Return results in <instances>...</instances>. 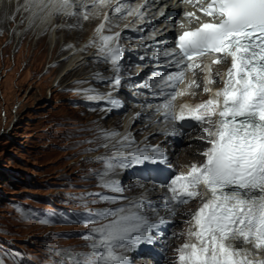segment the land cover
<instances>
[{
  "label": "snow or ice",
  "instance_id": "obj_1",
  "mask_svg": "<svg viewBox=\"0 0 264 264\" xmlns=\"http://www.w3.org/2000/svg\"><path fill=\"white\" fill-rule=\"evenodd\" d=\"M157 2L163 3V0H145L133 9L125 0L115 3L112 0H39L36 7L46 13L45 18L68 15L82 16L85 20L88 16L80 10L97 5L109 7L118 15L127 11L139 21V26L131 30L143 32L145 24L166 19L169 14V9L165 8L159 17L152 13L146 15L148 4ZM183 2H195L208 21L200 22L193 12L185 13L199 26L175 35L170 48L157 36L173 30L165 28L141 36L137 48L155 46V50L151 57H138L141 62L150 60L153 67L152 74L138 85L131 82V77L122 75L126 51L120 43L122 32L111 31L109 15L105 14L95 30L97 35L86 47H95L94 59L110 66L111 76L97 74L94 79L97 83H107L111 90L101 93L89 87L77 91L101 111L111 113L123 108V102L114 93L127 82L129 90L135 86L159 100L150 107L160 120L180 122L181 127L185 122H192L193 127L206 124L199 138L209 145L201 153L203 162L193 164L187 172L176 173L160 145L141 147L130 132L101 130L98 139L114 140L115 143L98 145L113 149L111 155L99 158L103 165L97 172L100 187L123 193L120 181L107 177L117 169H136L162 179L166 189L163 207L171 215H175L174 207L196 199L201 201L194 212L186 213L191 217L186 222L190 239L176 249L174 264H264V260H254L245 251L248 245L264 250V0ZM129 27L125 25V28ZM106 31L110 34H105ZM208 55L215 57L211 64L229 63L222 77L218 72L213 74L210 65H203L200 58ZM205 70L208 73L205 93L211 91L207 85L215 82L213 75L222 79L223 87L213 97L194 106L183 105L175 111L176 97L186 94V91L178 90L186 74L191 72L195 76L197 71ZM199 86L193 79L186 89ZM161 134L172 136L175 131L165 130ZM125 199L122 195L100 194L98 201H92L117 206L96 210L94 218L89 214L86 220L89 231L83 237L89 242V252L77 253L72 248L55 250L58 259L54 264H132L131 258L123 253L143 251L152 255L158 243L157 233L168 221L166 217L150 219L144 211L143 198L121 203ZM146 206L158 216L157 206L151 202ZM25 215L21 211V216ZM6 255L11 254L0 253V264H6Z\"/></svg>",
  "mask_w": 264,
  "mask_h": 264
},
{
  "label": "rangeland",
  "instance_id": "obj_2",
  "mask_svg": "<svg viewBox=\"0 0 264 264\" xmlns=\"http://www.w3.org/2000/svg\"><path fill=\"white\" fill-rule=\"evenodd\" d=\"M42 16V13L30 16L29 9L20 13L10 7L0 15V253L11 254L5 256L6 264H54L58 259L54 251L59 249L89 252V242L83 238L89 231L90 226L86 225L89 214L94 218L96 210L117 206L92 201H98L100 194L122 195L127 199L121 203H128L130 196L143 191V187L135 188L137 183L127 182V171L117 169L107 177L120 181L123 193L117 194L100 187L97 175L103 168L99 158L113 151L98 147L110 142L98 139V135L112 121L114 131L122 130L121 123L133 108L131 103H137L131 95L134 89L124 85L117 94L124 108L111 113L86 100L77 89L95 87L101 92L106 83L95 81L92 86L78 83L86 79L73 80L77 77L73 71L61 74L67 60L57 62L72 41L83 38L85 20L82 16L59 15L53 19L50 16L41 27L37 24ZM29 17L31 20L26 22ZM17 24L16 34L13 29ZM125 53L128 57L122 62L123 75L140 64L139 59L136 63L132 58L133 54ZM148 63L146 69L137 72L147 73ZM88 68L99 67L87 65ZM135 80H131L134 85ZM182 130L185 133L187 128ZM134 138L141 140L142 133ZM187 139L177 143L179 170L180 166L191 167L202 157L188 150L197 146H187ZM150 142L157 143V138ZM197 200L184 208L176 230L171 232L168 264H174L175 248L188 241L186 222L191 217L186 213L194 210ZM21 211L26 215L21 216Z\"/></svg>",
  "mask_w": 264,
  "mask_h": 264
},
{
  "label": "bare ground",
  "instance_id": "obj_3",
  "mask_svg": "<svg viewBox=\"0 0 264 264\" xmlns=\"http://www.w3.org/2000/svg\"><path fill=\"white\" fill-rule=\"evenodd\" d=\"M39 2V0H0V15L3 14V11L5 9L14 8V9H19L20 13L24 12L26 9L30 10V16L33 14V16L42 13V17L40 21L38 22V26H44L46 23L47 18H45L46 13L43 11H40L37 7L36 4ZM90 2V0H89ZM113 3L116 2V0H112ZM126 3H129L131 7L134 9L139 5H142L145 3V0H125ZM30 5V6H29ZM168 8L169 9V14L167 18H160L159 20H152L150 24H145L144 25V31L143 32H138V31H133L131 30L132 27L139 26V21L134 17V16H129L128 14H125L127 11L123 12L125 14H116L114 10L110 9L109 7H102L97 5L96 7H92L89 9H81L80 12L82 14H86L88 16V19H84L86 24V29H85V34L83 38L79 42H74L72 41L70 43L69 50L67 53L62 56L60 59H58L57 62L61 61H66V65L64 68L61 70V74L64 73L65 71H73L75 77L73 80L76 79H81L84 78L86 79L87 85H91L96 81L94 77H96L97 74H101L104 77L111 76L113 73L110 69V66L106 63H101L97 62L94 57L96 56V48L95 47H86V45L89 44V42L97 35L96 34V28L99 26L101 22L104 20L105 14L109 15V21L108 24L111 27L112 32H122V36L120 39V43L124 46L126 49L125 52H128L130 54H133L132 58L136 60V63L138 62V57L140 55H146L148 57H151L153 55V52L155 50V46H152L150 48H137V45L140 42V37L141 36H147L149 33L156 32L158 33L161 29L167 28L168 30H173V31H166L164 35H158L157 39H159L162 43H166L169 48L173 45V38L175 36V32L180 31L186 27H191L194 20H189L186 16L185 13L187 12H193L196 16L200 15L201 12L199 10V7L196 4L188 3L186 5H183L180 3L179 0H163V3H149L147 9L145 10L146 15L148 13H152L155 16L159 17V13L161 10ZM15 12V11H14ZM66 17L68 15H65ZM3 17V16H2ZM56 18V15H51V18ZM122 17V18H120ZM151 20V16L149 15L148 17ZM18 19V18H17ZM17 19H13L14 22L17 21ZM29 19V20H28ZM26 22L31 20V17H29ZM19 23V21H18ZM79 24V23H78ZM125 25H129V28H125ZM180 25H183L184 27L181 28ZM14 26V25H13ZM0 27H1V21H0ZM12 27V25H11ZM18 25H15L13 31L17 34L18 30ZM84 28V27H83ZM80 29V28H79ZM105 34H110L107 31ZM127 38V40H125ZM54 41V37L51 39ZM150 43V42H149ZM127 53H125L124 57L127 56ZM128 54V55H130ZM128 57V56H127ZM203 65L205 66H211L212 73H220L221 77L223 74L226 72L228 68V62L222 63L220 65H215L211 64L212 59L211 58H203L201 59ZM56 62V63H57ZM123 62V61H122ZM149 62V63H148ZM199 62V61H198ZM124 63V62H123ZM148 63L149 69L146 72L139 71V75H137V70H142ZM140 64H143L140 65ZM140 64L136 65V69L134 71L127 70L125 71V77H131L132 79L135 80V85H138V81L142 82L144 81L148 76H150L153 72V67L151 66L152 62L150 60H146L141 62ZM87 65H92L94 67H99L98 70H93L92 68L86 69ZM148 67V66H147ZM108 68V70H107ZM130 69L132 67H129ZM86 69V70H85ZM146 69V68H145ZM90 71L87 77L83 76L80 77L81 74L84 72ZM123 75V74H122ZM208 75L207 71H197L196 75L193 76L191 72L187 73L185 76V80L183 83L179 85L180 91H186V94L184 96H177L176 100L174 102V110L179 111L181 106L183 105H189V106H194L196 104L201 103L202 101H205L215 95V89H220L223 87V82L222 79L215 77V75L212 76V78L215 80L214 83L207 85L208 87L211 88L212 94L208 95V93H205L204 89L205 85V77ZM196 80L197 84H199V87L192 88L191 90L186 89V85L192 81ZM101 84V83H100ZM105 84V83H104ZM127 84L125 82L121 89L116 92L117 94L123 90L124 85ZM95 88V87H94ZM99 89V88H95ZM134 89L132 91V96H133V101H136V104L131 103L130 97L129 98V103L132 104L133 108L129 112H127L125 119L123 120L122 124V130L120 133H131L132 137H134L138 133H142V139L141 140H135L137 145H140L141 147L144 145H151L150 140H154L157 138V145H160L164 150H166V153L169 156L170 164L172 169L175 170V166L178 167L177 162L179 160V155H177L179 149L177 147V143L180 141H183L184 138L188 137L187 139V146L189 145H196L199 147L203 142L199 139L200 136L202 135L201 129L206 126H200V129L196 130V133H190L188 135H185L182 129H185L184 125L186 123H183V126H180V122L173 123L171 121H162L159 119L158 114H155L152 111V108L150 107L151 105H154L159 102V100L153 99L149 94L146 92L140 90L138 87H133ZM102 90V89H101ZM110 86L106 83V88H104L101 93H108L110 91ZM100 92V91H99ZM114 93V95L116 94ZM128 98H126L128 100ZM126 102V101H125ZM130 104V105H131ZM118 110V109H117ZM137 114H140L138 118ZM115 121L110 122L108 125L107 130L108 131H114V126L113 124ZM117 123V122H116ZM150 126V128H148ZM116 130V129H115ZM165 130L167 131H175V135L172 136H165L162 135L161 133L164 132ZM135 139V138H134ZM206 142V141H204ZM112 143H115V141H110L109 145ZM194 143H200L198 146L197 144ZM209 145L204 144V146L200 149L197 147L195 148H188V150L192 153H202L203 151L206 150V148ZM95 148V147H94ZM112 149L111 146L109 148H106V150ZM182 152V151H181ZM107 154H112V153H107ZM186 159V157L184 156ZM200 161H197V165L201 164L203 162V157L200 158ZM183 162V160H182ZM180 163V162H179ZM182 164V163H181ZM195 164V163H194ZM193 165V164H192ZM179 172H187L190 167L189 165L187 166H180ZM131 171H134L135 174L137 172L139 174H142V178L144 179L146 174L140 172L139 170L136 169H130ZM146 181V180H145ZM155 185V184H153ZM202 191V189H201ZM110 194V193H109ZM117 194V193H116ZM166 195V189L165 187L162 186V182H160V186L155 188L152 185L149 186H144L143 191L140 195H137L133 200H136L138 198H152V199H158L160 203L163 201V197ZM132 200V199H131ZM127 203V202H124ZM201 201L198 199L197 203L195 205V208L192 212H194ZM158 204L157 206H159ZM171 207V206H170ZM110 208V207H108ZM174 212L175 215L169 214L168 211L165 209L163 210V213L168 216V218L172 221H175L177 218L176 213L182 214L184 212V209H180L178 207H174ZM181 219V218H180ZM191 219V218H190ZM185 221V220H184ZM183 222V221H182ZM185 227V226H184ZM177 233V232H176ZM175 234V232H174ZM182 236V235H181ZM175 238V237H174ZM190 238L188 237V240ZM164 248H169L168 245H165V240H163L162 244L159 246L160 250H164ZM177 249V248H175ZM174 250V249H173ZM245 251L251 254V258L254 260H264V256L261 257H256V255L261 254L264 255V250H256L254 249L251 245L245 246ZM261 258V259H259Z\"/></svg>",
  "mask_w": 264,
  "mask_h": 264
}]
</instances>
